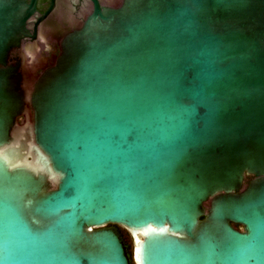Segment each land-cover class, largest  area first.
Listing matches in <instances>:
<instances>
[{
	"label": "water",
	"instance_id": "obj_1",
	"mask_svg": "<svg viewBox=\"0 0 264 264\" xmlns=\"http://www.w3.org/2000/svg\"><path fill=\"white\" fill-rule=\"evenodd\" d=\"M89 1L0 0V264H264V0Z\"/></svg>",
	"mask_w": 264,
	"mask_h": 264
},
{
	"label": "flooded vegetation",
	"instance_id": "obj_2",
	"mask_svg": "<svg viewBox=\"0 0 264 264\" xmlns=\"http://www.w3.org/2000/svg\"><path fill=\"white\" fill-rule=\"evenodd\" d=\"M26 4L34 3V13L27 21V29L35 34V43L40 46L39 54L41 61L36 63L34 76L38 77L55 68L61 55L62 45L67 36L72 33L77 26L80 17L87 16L91 9L92 3L89 0H66L71 8L73 20L65 18L59 14V7L56 11L49 14L41 22L38 21L50 8L52 0H24ZM101 4L111 7H117L122 0H100ZM47 43V46L44 43ZM30 44V40L23 42ZM43 45V46H42ZM250 179L247 177L246 182ZM119 230V227H118ZM120 232V231H119ZM124 238L125 244L128 246V251L131 254L132 240L127 232H120Z\"/></svg>",
	"mask_w": 264,
	"mask_h": 264
},
{
	"label": "rangeland",
	"instance_id": "obj_3",
	"mask_svg": "<svg viewBox=\"0 0 264 264\" xmlns=\"http://www.w3.org/2000/svg\"><path fill=\"white\" fill-rule=\"evenodd\" d=\"M44 45L47 46V43L45 42ZM37 46H38V48H40V46H39L38 44H37ZM42 46H43V45H42ZM37 57H40V58H41V56H40V54H39V51H38ZM37 62H38V61L35 60L33 63H37Z\"/></svg>",
	"mask_w": 264,
	"mask_h": 264
},
{
	"label": "trees",
	"instance_id": "obj_4",
	"mask_svg": "<svg viewBox=\"0 0 264 264\" xmlns=\"http://www.w3.org/2000/svg\"><path fill=\"white\" fill-rule=\"evenodd\" d=\"M119 231L122 232V233L125 232V231H124L123 229H121V228H119Z\"/></svg>",
	"mask_w": 264,
	"mask_h": 264
}]
</instances>
